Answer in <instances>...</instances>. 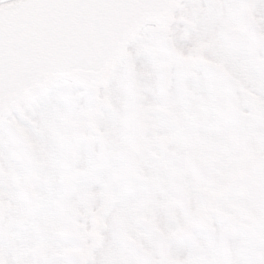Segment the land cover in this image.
I'll use <instances>...</instances> for the list:
<instances>
[{"label":"snow or ice","instance_id":"6c2138e0","mask_svg":"<svg viewBox=\"0 0 264 264\" xmlns=\"http://www.w3.org/2000/svg\"><path fill=\"white\" fill-rule=\"evenodd\" d=\"M0 264H264V0H0Z\"/></svg>","mask_w":264,"mask_h":264}]
</instances>
